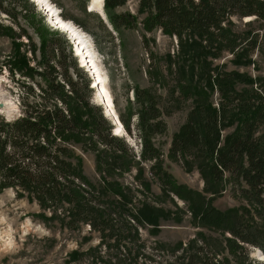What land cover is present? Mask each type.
<instances>
[{"label":"trees","instance_id":"trees-1","mask_svg":"<svg viewBox=\"0 0 264 264\" xmlns=\"http://www.w3.org/2000/svg\"><path fill=\"white\" fill-rule=\"evenodd\" d=\"M124 2L104 0L108 20L117 29L138 24L137 18L131 14L113 12ZM139 9L146 13L139 22L144 30H161L177 38L178 52L184 51L187 42H193L196 46L192 47L193 51L187 48L185 58L188 54L196 59V63L207 55L216 58L226 52L246 55L260 49L257 41L260 35L252 25L264 24V0H140ZM248 17L250 21L244 24L243 30H238L235 20L244 21ZM57 34L56 41L60 37ZM2 35L9 36L17 47L14 53L17 58L13 61L18 62L16 60L20 58L23 66L16 64L18 71L32 80L34 87L29 86L27 95L21 96L22 116L8 120L0 115V193L9 188L20 195L27 192L42 207L53 208L55 216L51 215L49 220L70 212L69 226L76 228L80 221H88L90 228L99 233L105 248L111 238L113 247L119 249L129 199L124 197L118 183L108 180L107 176H103L99 184L93 183L85 174L83 156L78 149L95 152L96 168L110 172L109 156L115 155L111 151L116 145L124 152L130 151L126 140L114 134V126L102 108L93 105L88 73L76 61L72 65L66 64L67 57L62 56L60 45L54 39L53 42L42 41L45 62L43 66L32 68L19 52L22 42L17 43L26 36L34 45L31 35L16 32L13 28L10 33H5L0 28V37ZM143 40L148 49L150 40ZM36 51L34 45L32 53L35 57ZM69 54L73 55L72 50ZM23 68L31 72H24ZM206 71L208 73L204 74L210 88L215 85L220 98L217 103L203 95L194 99L187 122L173 135L170 155L197 162L195 165L201 175L215 184L232 182L238 194L254 209L242 212L215 210L216 221L220 226L229 225L226 229L233 237L225 256L220 257V251L206 246L192 250L193 246L189 245L172 251L179 254L173 264H253L257 261L250 257V247L257 246L264 252V79L252 80L250 84L255 83L257 87L247 90L243 88V73L226 70L213 79L209 76L212 70ZM182 89L189 92L195 87L186 83ZM134 92L138 106L134 109L136 121H132L131 114H120L118 118L128 136L135 132L134 128L139 133L142 156L159 159L160 149L154 145L151 136L166 131L163 112L157 99L147 90L135 88ZM226 130L230 132L225 133ZM99 144L108 150H100ZM151 169L168 189L179 196L191 197L193 192L179 186L160 162ZM85 186L90 194L85 193ZM110 193L122 202L114 199V202L109 201L111 205L108 207L92 203L95 194ZM199 200L198 208L205 202L203 197ZM64 202L73 206L60 210L57 206ZM113 214L120 224L112 220ZM134 216H128L134 222L133 230L139 222ZM110 231L115 232L114 237L106 234ZM131 247L125 248V253L136 255L143 249L134 245L131 250ZM96 249L91 248L87 255L97 254L99 257ZM86 253L74 252L72 256L75 262H80Z\"/></svg>","mask_w":264,"mask_h":264},{"label":"rangeland","instance_id":"rangeland-1","mask_svg":"<svg viewBox=\"0 0 264 264\" xmlns=\"http://www.w3.org/2000/svg\"><path fill=\"white\" fill-rule=\"evenodd\" d=\"M48 1L59 10L61 18L85 33L91 46L92 64L98 70L96 74H100L105 81L106 95L110 101L113 100L112 109L117 117L120 114H131L132 121H136L134 109L138 106L134 89L141 88L157 99L167 129L151 136L154 145L160 149L159 159L142 156V143L135 128L131 136L122 130L120 137L126 140L130 151L124 152L118 145L113 148L111 152L115 155L109 156V163L112 165L110 172L96 168L95 152H82L78 149L83 156L85 174L93 183L99 184L103 176H107L108 180L118 183L124 197L129 199L122 234L126 240L122 238L119 242L120 250L113 247L114 240L111 238L107 240L111 246L106 244L105 248L99 233L90 228L88 221H80L76 228L71 227L67 223L72 218L70 212H65L66 216L59 215V218L49 220L51 215L55 216L53 208L42 207L27 192L20 195L9 188L0 193V264H173L179 254L175 255L172 251L189 245L193 246L192 250L206 246L220 251V257L225 256L233 237L226 229L229 225L220 226L219 221H216L215 210L242 212L249 208L252 210L254 206L251 207L238 194L232 182L215 184L210 178H204L196 168L197 162L187 158H174L170 155V148L173 135L187 122L194 99L203 95L217 103L220 98L214 83L213 88H210L204 74L208 73L207 69L212 70L209 76L213 79L226 70L243 73V88L246 87L247 90L257 87L255 83L250 84L252 80L258 77L264 79V24L257 22L252 25L260 35L257 40L260 49L252 50L246 55L229 52L218 58L207 55L196 63V59L188 54L185 58L188 47L189 51L194 50L192 47L196 45L193 42H187L184 51L178 52L177 38L166 35L161 30H144L139 22L146 13L139 9L140 0H125L124 4L113 10L116 14L128 13L137 18V25H123L118 29L110 24L106 14L102 15L105 22L98 9L92 8L93 11H90L88 0ZM0 3L2 31L10 33V28H13L16 32H27L34 41L36 57L32 53L34 45L28 42L26 36L17 42H22L19 52L22 58L28 59L29 66H43L45 60L41 50L42 41L53 42V39L60 45L62 56L66 55V64L72 65L76 61L80 66L66 33L53 28L32 0H0ZM250 19L235 20L237 29L243 30L244 24ZM49 21L51 22L50 18ZM57 33L60 34L58 41L55 40ZM144 38L150 40L148 49ZM16 48L9 36L0 37V102L6 103L4 108H0V115L8 120L22 116L21 96L27 95L28 87L34 83L18 71L17 65H23L20 58L16 60L18 62L13 61L17 58V54L14 55ZM70 50L73 55L69 54ZM25 69L23 68L24 72H31ZM186 83L194 84L196 90L185 92L182 87ZM93 98L94 91L91 101L93 105L99 106ZM116 131L119 129H114V133ZM227 132L230 130L225 131ZM97 147L108 150L105 145L99 144ZM158 162L179 186L193 192L191 197L179 196L161 183L151 169ZM84 189L85 193L90 194L87 186ZM96 194L92 203L97 206L108 207L111 205L109 201L114 202V199L122 202L112 193ZM200 197L205 202L198 208ZM72 206L73 204L64 202L57 207L63 210ZM123 207L126 208L125 203ZM130 215H135L139 221L135 224V230L131 227L134 222L128 217ZM112 220L120 224L115 215ZM106 234L114 237L115 232ZM134 245L143 249L136 255L129 252L127 255L124 249ZM95 247L99 250V257L97 254L87 255L86 252ZM74 252L86 254L80 262H75L72 256ZM259 253L264 254L259 247H250V257L257 262H264ZM257 262L253 264H258Z\"/></svg>","mask_w":264,"mask_h":264},{"label":"bare ground","instance_id":"bare-ground-1","mask_svg":"<svg viewBox=\"0 0 264 264\" xmlns=\"http://www.w3.org/2000/svg\"><path fill=\"white\" fill-rule=\"evenodd\" d=\"M35 1H37L40 4V6H42V8L46 7V9H49L48 16L51 19V23L55 27H57L58 29H61L64 32L66 31L72 37V39H74L75 44H76L75 47H76L77 54H78V56H80V59L83 62V65H86V67H89L90 70L95 71V72H93V75L95 76V81L98 82V84L96 86V88H97L96 96H99L100 97L99 99H102V102L100 101V103H103V105L107 106V108H106L107 114L110 116L113 115V120H115L117 122L116 126H117V129H119V131H116L117 134L116 133H114V134L115 135H121L119 133L120 132L122 133V130L125 131V129H124L122 123L118 120V117L115 114L114 110L112 109V106H113L112 100L110 101L108 99V96L106 95L107 91L105 90V87H104L105 81H104L103 77L100 74L99 75L96 74V73H98V70H96L94 65L92 64L93 63V60H92L93 57H92L91 50H90L91 46L89 45V41H88L85 33H83L81 30H79L77 28V26H75L71 22L61 18L59 10L57 8H55V6H53L48 0H35ZM90 2L92 3L91 4L92 8L98 9L99 13L101 12L102 15H105V12L103 9L104 0H93V1L90 0ZM103 18H104V16H103ZM259 256H261L262 260H264V255L262 253H259Z\"/></svg>","mask_w":264,"mask_h":264},{"label":"water","instance_id":"water-1","mask_svg":"<svg viewBox=\"0 0 264 264\" xmlns=\"http://www.w3.org/2000/svg\"><path fill=\"white\" fill-rule=\"evenodd\" d=\"M5 107V104L3 102H0V108H4ZM108 115V114H107ZM109 119L113 122H116L115 120L111 119L110 116H108ZM117 123V122H116ZM263 254V253H262ZM261 257V256H260Z\"/></svg>","mask_w":264,"mask_h":264}]
</instances>
